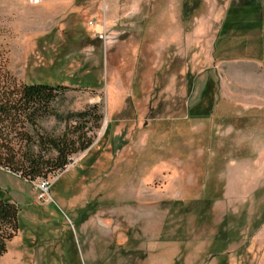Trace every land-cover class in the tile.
<instances>
[{"label": "rangeland", "instance_id": "1", "mask_svg": "<svg viewBox=\"0 0 264 264\" xmlns=\"http://www.w3.org/2000/svg\"><path fill=\"white\" fill-rule=\"evenodd\" d=\"M254 19L264 0H0V93L63 85L56 111L103 116L43 123L93 140L64 170L0 167V264H264V110L237 101Z\"/></svg>", "mask_w": 264, "mask_h": 264}, {"label": "trees", "instance_id": "2", "mask_svg": "<svg viewBox=\"0 0 264 264\" xmlns=\"http://www.w3.org/2000/svg\"><path fill=\"white\" fill-rule=\"evenodd\" d=\"M65 91L67 88L63 85L32 83L0 93V167L20 174L24 180L35 181L64 170L74 154L92 146L93 140L84 132L86 128L73 137L70 130L56 137L43 127L51 118L67 124L77 119L85 126L91 116L102 121L98 106L67 117L56 111L55 104ZM15 140L21 143L20 147ZM19 214V204L7 200L0 188V258L7 253L8 243L20 230Z\"/></svg>", "mask_w": 264, "mask_h": 264}, {"label": "crops", "instance_id": "3", "mask_svg": "<svg viewBox=\"0 0 264 264\" xmlns=\"http://www.w3.org/2000/svg\"><path fill=\"white\" fill-rule=\"evenodd\" d=\"M255 27L250 29H262V26L264 28V24L258 25V22L256 19L253 20ZM257 50V53H251L255 57H249V58H237L239 59L237 62L242 65V68L244 66V69L249 70L250 76H252L251 81L243 82L241 83L243 86V93L244 94H238L237 101L238 103H242L244 108L251 109L254 107L256 110H264V46L259 47ZM242 71H245L242 69ZM247 74V73H246ZM244 109V112H247V110Z\"/></svg>", "mask_w": 264, "mask_h": 264}, {"label": "built area", "instance_id": "4", "mask_svg": "<svg viewBox=\"0 0 264 264\" xmlns=\"http://www.w3.org/2000/svg\"><path fill=\"white\" fill-rule=\"evenodd\" d=\"M66 168H68V167H66ZM38 187H40V192L42 194L41 199H43L44 196L46 194H48L50 192V189H51L50 184L47 181L42 182Z\"/></svg>", "mask_w": 264, "mask_h": 264}]
</instances>
